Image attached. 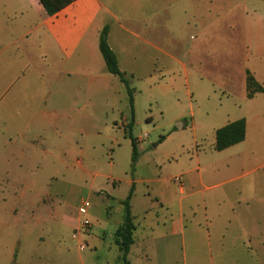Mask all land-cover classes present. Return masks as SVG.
Listing matches in <instances>:
<instances>
[{
    "label": "rangeland",
    "instance_id": "rangeland-1",
    "mask_svg": "<svg viewBox=\"0 0 264 264\" xmlns=\"http://www.w3.org/2000/svg\"><path fill=\"white\" fill-rule=\"evenodd\" d=\"M143 1L117 0L112 11L149 14ZM164 21L145 35L168 54L138 42L135 58L122 63L134 91L135 162L128 92L117 76L80 95L76 84L86 79L55 87L39 75L40 60L28 68L22 50L0 55V264H121L114 234L132 188L134 237L148 239V264H184L175 245L182 234H171L179 216L185 264H264V95L252 100L258 92L243 98L213 85L209 79H238L244 61L198 47L195 29ZM248 41L251 64L264 73V32ZM240 118L244 141L216 150V130ZM188 168L197 189L190 196L179 190ZM135 249L129 258L139 264Z\"/></svg>",
    "mask_w": 264,
    "mask_h": 264
},
{
    "label": "crops",
    "instance_id": "crops-1",
    "mask_svg": "<svg viewBox=\"0 0 264 264\" xmlns=\"http://www.w3.org/2000/svg\"><path fill=\"white\" fill-rule=\"evenodd\" d=\"M115 1L117 0H74L56 14L50 15L39 0H0V6L4 9L0 17V55L10 50H22L24 62L28 60V68L35 67L33 59L40 60L44 66L39 75L43 79H56L53 82L55 87L58 85L69 87L74 83L73 79H86L76 84V92L83 95L91 90L107 88L112 79L113 74L107 70L99 48L100 33L105 25L109 27L108 43L118 58L121 70L127 72L122 63H131L133 55L135 58L138 42L144 44L145 49L150 44L155 49L168 54L159 44L148 42L145 35L148 25L151 28L158 27L159 24L156 21L162 22L164 19L165 21L160 24L161 27L164 25L168 27L171 20V26L175 28L179 24L177 20H180L181 26L186 24L191 30L195 29L198 47L209 46V50L213 52L224 53L222 57L225 58L227 54L229 58H232L233 52H236L235 60L244 61L238 79H209V82L229 88L230 91H237L235 93L241 94L244 98L248 96L249 71L264 88L263 70H258L251 64L248 52V37L264 32V0H148V4L151 5L149 14L138 17L132 14L128 16V19L119 18L112 11ZM132 1L136 4L144 3L143 0ZM255 16L262 23L256 21ZM11 17L14 18L12 24L7 21ZM234 34L240 37L239 40L233 39ZM240 47L242 53L238 57L237 52L240 51ZM244 48H246L245 52ZM189 51L192 50L188 49L187 52ZM128 69L134 73L132 68ZM16 73H12L9 79L19 77ZM5 76L8 79V70ZM69 88L64 91L66 92ZM260 95H264V91L258 92L252 100ZM192 126H195L194 117ZM192 172L193 168L182 172L183 186H179L181 193H185L187 188V196L197 193ZM197 180L202 182V175H199ZM211 187L206 186L207 189ZM133 195L130 199L131 214ZM107 196L113 197L110 194ZM157 200L162 205V199ZM184 228L180 216L172 219L171 234H182L175 245L177 248L181 245L180 252L185 264ZM147 246L146 237L141 240L137 238L132 245L136 247L135 256L140 259L139 264H148ZM157 246L156 242V249ZM131 264H133L132 261Z\"/></svg>",
    "mask_w": 264,
    "mask_h": 264
},
{
    "label": "trees",
    "instance_id": "trees-1",
    "mask_svg": "<svg viewBox=\"0 0 264 264\" xmlns=\"http://www.w3.org/2000/svg\"><path fill=\"white\" fill-rule=\"evenodd\" d=\"M48 14L53 15L59 12L62 8L72 3L74 0H39ZM109 27L105 25L100 33L99 48L106 63L107 70L117 76L127 88L128 92V105L130 109L131 122L129 125L128 136L132 144V160L135 162L138 158L139 151L137 146V138L132 134L133 123L135 121L134 109V91L129 86L125 73L121 70L118 58L108 43ZM248 96L253 97L257 92L264 91V88L255 79V77L248 71ZM247 134V121L245 118H240L235 121L229 122L226 125L218 128L215 135V149L218 151L225 150L235 144H238L246 138ZM164 137L160 138L163 141ZM133 195V188L129 191L126 199L122 201L125 210V220L115 231V242L120 249L119 261L121 264H131L129 253L131 246L135 242L134 233L136 225L133 222L131 214L130 199Z\"/></svg>",
    "mask_w": 264,
    "mask_h": 264
},
{
    "label": "built area",
    "instance_id": "built-area-1",
    "mask_svg": "<svg viewBox=\"0 0 264 264\" xmlns=\"http://www.w3.org/2000/svg\"><path fill=\"white\" fill-rule=\"evenodd\" d=\"M176 181H179L180 179L178 177H175ZM89 202L88 201H84L83 204L81 205V207L79 208L81 213H86L88 211L89 208Z\"/></svg>",
    "mask_w": 264,
    "mask_h": 264
}]
</instances>
